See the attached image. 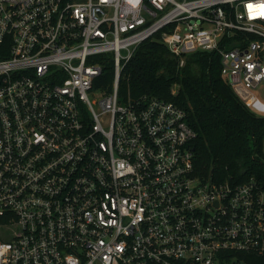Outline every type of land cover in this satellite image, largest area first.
<instances>
[{"label":"built area","instance_id":"built-area-1","mask_svg":"<svg viewBox=\"0 0 264 264\" xmlns=\"http://www.w3.org/2000/svg\"><path fill=\"white\" fill-rule=\"evenodd\" d=\"M155 35L179 67L217 53L240 99L261 103L264 0H0V264L264 253V189L197 175L186 110L122 92Z\"/></svg>","mask_w":264,"mask_h":264},{"label":"trees","instance_id":"trees-1","mask_svg":"<svg viewBox=\"0 0 264 264\" xmlns=\"http://www.w3.org/2000/svg\"><path fill=\"white\" fill-rule=\"evenodd\" d=\"M102 79L105 85L112 81L110 67ZM121 90L132 98L163 99L186 110L197 133L192 142L197 175L235 184L255 180L264 189V116L250 109L224 79L220 55L190 54L179 67L155 35L138 46L126 65ZM237 256L242 264H264V253Z\"/></svg>","mask_w":264,"mask_h":264},{"label":"crops","instance_id":"crops-1","mask_svg":"<svg viewBox=\"0 0 264 264\" xmlns=\"http://www.w3.org/2000/svg\"><path fill=\"white\" fill-rule=\"evenodd\" d=\"M259 97H260L261 103L256 104L255 107L253 108V110L258 115L264 116V97H261L260 94H259Z\"/></svg>","mask_w":264,"mask_h":264},{"label":"water","instance_id":"water-1","mask_svg":"<svg viewBox=\"0 0 264 264\" xmlns=\"http://www.w3.org/2000/svg\"><path fill=\"white\" fill-rule=\"evenodd\" d=\"M238 92H239L242 96H246V93H245L243 90H241L240 88L238 89Z\"/></svg>","mask_w":264,"mask_h":264},{"label":"rangeland","instance_id":"rangeland-1","mask_svg":"<svg viewBox=\"0 0 264 264\" xmlns=\"http://www.w3.org/2000/svg\"><path fill=\"white\" fill-rule=\"evenodd\" d=\"M259 94H260L261 97H264V92H260ZM263 150H264V140H263Z\"/></svg>","mask_w":264,"mask_h":264}]
</instances>
